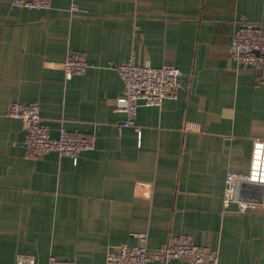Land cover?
I'll return each mask as SVG.
<instances>
[{"label": "crops", "instance_id": "crops-1", "mask_svg": "<svg viewBox=\"0 0 264 264\" xmlns=\"http://www.w3.org/2000/svg\"><path fill=\"white\" fill-rule=\"evenodd\" d=\"M12 2L0 0V264H17V252L38 264L52 254L104 264L109 246L137 245L145 232L153 248L188 234L216 249L218 264H264V212L223 203L227 173L248 171L253 139L264 137V67L230 57L243 23L264 25V0ZM71 50L90 66L67 80ZM131 56L182 71L176 98L138 108L140 135L117 128L124 84L115 66ZM13 101H37L53 137L66 126L95 135V147L77 161L26 157Z\"/></svg>", "mask_w": 264, "mask_h": 264}, {"label": "built area", "instance_id": "built-area-1", "mask_svg": "<svg viewBox=\"0 0 264 264\" xmlns=\"http://www.w3.org/2000/svg\"><path fill=\"white\" fill-rule=\"evenodd\" d=\"M12 3L15 7L43 9L50 8L52 0H13ZM78 8V4L74 2L71 13L74 14ZM230 57L237 64L264 67V25L254 22L243 23L233 35ZM89 66V61L82 52L69 51L63 63L66 79L86 73ZM115 67L124 84V91L117 104V109L124 114V118L117 123V128L122 131L124 127L131 126L140 135L142 129L136 122L138 108L142 104L160 105L166 99L176 98L181 87L182 71L172 63L158 66L142 64L137 62L135 56L118 63ZM8 114L23 120L26 129V157L32 160L56 151L77 161L80 151L95 147V135L69 130L66 126H62L59 135L53 137L49 125L41 115L40 104L37 101H13ZM243 182L264 187V137L253 139L248 171L227 173L223 192L225 209L232 203H237L238 211L241 213H263L264 190L261 201L258 200L261 194L259 187L247 188L251 194L249 199L240 197ZM139 237L141 243L137 245L122 243L109 246L104 264H153L155 261L166 264L173 258H183L191 264H218L219 261L216 249L196 243L188 234H170L167 240L156 248L149 246L147 232L139 234ZM16 263L38 264V259L34 254L17 252ZM46 264H77V260L64 259L52 254Z\"/></svg>", "mask_w": 264, "mask_h": 264}, {"label": "water", "instance_id": "water-1", "mask_svg": "<svg viewBox=\"0 0 264 264\" xmlns=\"http://www.w3.org/2000/svg\"><path fill=\"white\" fill-rule=\"evenodd\" d=\"M252 187H259V188H261V194L259 195V199H258L259 201H261L262 200V197H263V190H264L263 185H260L259 186L257 184L251 183V182H243L242 183V189H244V188H252ZM247 199H249V198H247Z\"/></svg>", "mask_w": 264, "mask_h": 264}]
</instances>
